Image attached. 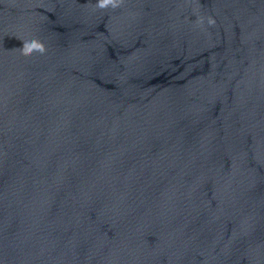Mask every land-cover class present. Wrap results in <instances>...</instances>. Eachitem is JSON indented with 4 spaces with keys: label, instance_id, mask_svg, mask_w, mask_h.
Returning <instances> with one entry per match:
<instances>
[{
    "label": "water",
    "instance_id": "1",
    "mask_svg": "<svg viewBox=\"0 0 264 264\" xmlns=\"http://www.w3.org/2000/svg\"><path fill=\"white\" fill-rule=\"evenodd\" d=\"M0 264H264V0H0Z\"/></svg>",
    "mask_w": 264,
    "mask_h": 264
}]
</instances>
